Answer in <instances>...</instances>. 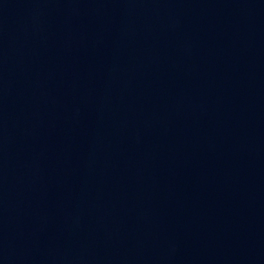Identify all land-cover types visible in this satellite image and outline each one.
Listing matches in <instances>:
<instances>
[{
  "label": "water",
  "instance_id": "1",
  "mask_svg": "<svg viewBox=\"0 0 264 264\" xmlns=\"http://www.w3.org/2000/svg\"><path fill=\"white\" fill-rule=\"evenodd\" d=\"M0 264H264V0H0Z\"/></svg>",
  "mask_w": 264,
  "mask_h": 264
}]
</instances>
